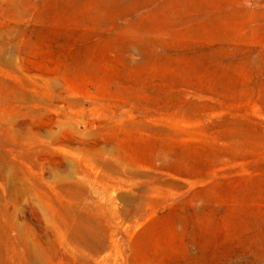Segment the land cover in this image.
Here are the masks:
<instances>
[{"label":"rangeland","instance_id":"374dc122","mask_svg":"<svg viewBox=\"0 0 264 264\" xmlns=\"http://www.w3.org/2000/svg\"><path fill=\"white\" fill-rule=\"evenodd\" d=\"M0 264H264V0H0Z\"/></svg>","mask_w":264,"mask_h":264}]
</instances>
